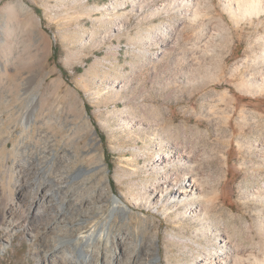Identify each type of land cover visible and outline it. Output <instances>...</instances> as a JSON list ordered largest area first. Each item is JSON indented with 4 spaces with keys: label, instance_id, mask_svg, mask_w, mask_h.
<instances>
[{
    "label": "rangeland",
    "instance_id": "374dc122",
    "mask_svg": "<svg viewBox=\"0 0 264 264\" xmlns=\"http://www.w3.org/2000/svg\"><path fill=\"white\" fill-rule=\"evenodd\" d=\"M234 2L0 0V264H42L45 251L65 246L59 234L45 240L26 229L6 242L14 223L38 221L16 183L31 175L23 162L38 155L44 192L49 185L64 198V179L82 196L77 184L92 175L90 185L109 186L131 206L112 230L132 232L142 246L132 257H144L153 240L161 263L194 264L204 249L214 255L221 237L178 217L184 207L145 197L158 176L156 153L189 155L183 170L203 179L196 206L216 196L213 229L223 225L239 249L264 255V204L246 192L264 182V147L256 145L264 142V92L255 91L264 77V13L244 18L232 13ZM67 155L72 170L62 166ZM62 198L51 206L54 221L71 208ZM14 203L23 205L12 212ZM43 212L46 219L50 210Z\"/></svg>",
    "mask_w": 264,
    "mask_h": 264
},
{
    "label": "bare ground",
    "instance_id": "6f19581e",
    "mask_svg": "<svg viewBox=\"0 0 264 264\" xmlns=\"http://www.w3.org/2000/svg\"><path fill=\"white\" fill-rule=\"evenodd\" d=\"M234 3H236L237 5V10L235 9V11H233L232 13L239 14L240 12H242V16L244 18H251L254 15L258 16L264 13V0H237V2ZM231 8L232 7H230V9ZM261 80V83L257 84L258 88L257 90H255L256 93L264 92V77ZM250 92L249 94L251 95L252 93ZM25 112H27L26 109ZM33 114L32 117L24 115L25 118L23 119V121H21L22 123H20L25 127L31 125L33 122L32 118L35 117V114ZM85 123L86 126L89 127V124H87L86 121ZM77 130L78 129H76V132ZM261 141H263V139ZM256 145L264 147V142L258 143ZM66 157L67 160L63 162L64 165L62 166L68 169L71 168L72 170V166L75 164V162H73V158L75 157H73L72 155H67ZM189 157V155H185L184 153L177 156L168 154L166 155L163 152L156 153V157L153 158V162L151 164V173L158 176L155 178L152 186L149 189H147L149 186L145 189L147 190L145 192V197L148 196L149 199L156 200V206L161 205L167 208L169 207V205L176 203L172 208L169 207L168 209L173 210L178 207H184V212H177L178 217L183 216L182 219H185L186 217H192L195 220H199V222H203L204 230L205 228H207L208 230L206 236L217 234L219 237H221V245L218 249H214V255H211L212 249L207 248L206 251L203 248L205 250L204 252V250L201 249L202 253L204 254L203 257L200 258V261L199 259H196L194 261V264H264V255H261L260 251H243L239 249L238 244L232 241L233 238H231V235L228 234V232L226 233L223 231V229H225L226 227L223 228L222 225L221 227L223 229L221 227H218L215 230L213 229L214 227L212 226L211 222L213 220H209V217L211 215H209V211L213 209V206L217 201L216 196L208 198L206 199L205 203H201L200 206H196L194 199H201L204 197L203 192L199 191L201 188L199 187L200 181H203V179L200 180V176L195 174L194 171L183 170V165L188 166L191 164ZM42 159L43 158L38 155L35 158V162H23L25 163L24 166L28 165L31 167V175L28 174L24 178L18 177L17 181L15 180L18 188L23 193V200L30 201V206L31 204L33 206L34 213H31L29 215L31 216L30 218H36L38 221L36 220L37 222L31 224L28 217L20 222L14 221L16 223L12 225L11 233H9V235L7 236V243L11 242V240L19 230L26 229L30 233V236L32 238L40 237L46 240L49 239V237H51L52 235L59 234V236L64 240L65 246H63V249H60L62 251L57 252L55 250L57 248H55L54 245L53 246L55 248V251H45V257L42 264H120L121 260L124 257H128L129 260L126 261L125 258L126 262H122L121 264H163L161 263V255H156L153 253V240L149 241L148 245L145 246V254L142 253L144 254V257L141 255L139 258L132 257L134 253L136 254V252H138L140 246L135 242L132 232L126 229L124 233L114 234L112 230L113 224H115L114 218L116 217V215H120L124 219L130 218L132 208L123 200L122 197L117 195L111 197L109 195V186L107 187L106 185H103L102 187H98L97 184L94 183L90 185V181L93 180L92 175L82 176L81 181L77 184L79 187V191H81L82 193V196H77V192L70 190L68 182L64 179L61 180L60 184L64 186V192L67 194H65L66 196L64 198H62L63 196L61 198L64 200H68V205H70L71 208L66 207L67 209L64 210V212H61L60 221H54L55 218L53 219L52 217L53 210L51 209V206L56 201H61V193L58 192V195L52 196L49 185H47V187L45 186L46 188H44L46 189V192L43 191L42 185L40 183V181H43V179H41L43 178V176H40V171L38 170V168H36V164L41 165ZM45 178L48 184L51 185L54 184V181L56 180H53L46 175ZM17 185L15 186L17 187ZM173 190L175 191L173 192ZM246 192L249 193V199L256 200L264 204V182H262L261 185L257 188L248 190ZM40 193H43V197L41 198L39 197L41 195ZM140 199H142V197ZM20 205L19 203H14L12 205L11 211L14 212L17 209L19 210ZM44 209H46V212L47 210H50V215L48 214L46 219H41V215L42 213H44ZM234 217L236 219L239 218L236 216ZM126 227L127 226L125 225V228ZM69 239H73V242L71 243ZM168 240L173 243H184L185 246H188L186 245L187 241H184L181 238L179 239L170 235ZM196 246L198 247L197 249L202 248V244ZM77 249L80 250L79 255H76L75 253ZM110 252L113 253V262L108 263Z\"/></svg>",
    "mask_w": 264,
    "mask_h": 264
}]
</instances>
